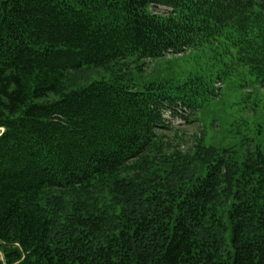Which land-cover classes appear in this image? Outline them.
<instances>
[{
    "label": "trees",
    "instance_id": "trees-1",
    "mask_svg": "<svg viewBox=\"0 0 264 264\" xmlns=\"http://www.w3.org/2000/svg\"><path fill=\"white\" fill-rule=\"evenodd\" d=\"M191 49L214 80L69 76ZM236 65L264 87V0H0V264H264V147L187 173L160 138Z\"/></svg>",
    "mask_w": 264,
    "mask_h": 264
},
{
    "label": "rangeland",
    "instance_id": "rangeland-1",
    "mask_svg": "<svg viewBox=\"0 0 264 264\" xmlns=\"http://www.w3.org/2000/svg\"><path fill=\"white\" fill-rule=\"evenodd\" d=\"M210 54L191 49L157 58H128L109 67L73 70L69 76L76 85L117 72H125L130 80L139 83L144 80L179 81L187 73L197 71L214 80L221 63L211 61ZM233 69L215 82L216 95L195 112L165 113L167 127L160 131L162 146L169 154L189 155L191 162L187 173L195 171L199 163L210 160L216 153L222 155L218 161L222 173L225 168H234L255 147H264V87L255 82L245 67L236 65ZM217 183L219 189L225 186L223 182L219 185L220 180Z\"/></svg>",
    "mask_w": 264,
    "mask_h": 264
}]
</instances>
